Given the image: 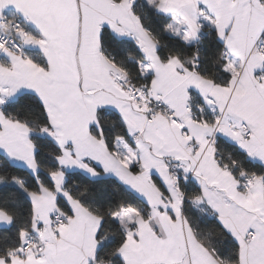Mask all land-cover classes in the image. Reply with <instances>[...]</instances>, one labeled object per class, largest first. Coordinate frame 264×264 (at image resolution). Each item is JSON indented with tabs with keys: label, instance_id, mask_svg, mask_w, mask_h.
I'll return each mask as SVG.
<instances>
[{
	"label": "snow or ice",
	"instance_id": "6c2138e0",
	"mask_svg": "<svg viewBox=\"0 0 264 264\" xmlns=\"http://www.w3.org/2000/svg\"><path fill=\"white\" fill-rule=\"evenodd\" d=\"M0 264H264V0H0Z\"/></svg>",
	"mask_w": 264,
	"mask_h": 264
},
{
	"label": "trees",
	"instance_id": "16d2710c",
	"mask_svg": "<svg viewBox=\"0 0 264 264\" xmlns=\"http://www.w3.org/2000/svg\"><path fill=\"white\" fill-rule=\"evenodd\" d=\"M164 41H163V38H162V43H163ZM21 115H23V113H21Z\"/></svg>",
	"mask_w": 264,
	"mask_h": 264
}]
</instances>
